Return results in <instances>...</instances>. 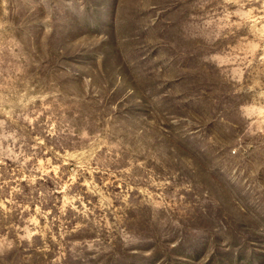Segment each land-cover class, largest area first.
Returning <instances> with one entry per match:
<instances>
[{
	"label": "rangeland",
	"instance_id": "1",
	"mask_svg": "<svg viewBox=\"0 0 264 264\" xmlns=\"http://www.w3.org/2000/svg\"><path fill=\"white\" fill-rule=\"evenodd\" d=\"M0 264H264V0H0Z\"/></svg>",
	"mask_w": 264,
	"mask_h": 264
}]
</instances>
